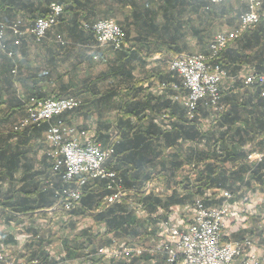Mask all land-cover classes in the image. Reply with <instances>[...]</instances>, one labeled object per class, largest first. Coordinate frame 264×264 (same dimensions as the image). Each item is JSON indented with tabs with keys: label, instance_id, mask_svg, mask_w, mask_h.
Listing matches in <instances>:
<instances>
[{
	"label": "crops",
	"instance_id": "obj_1",
	"mask_svg": "<svg viewBox=\"0 0 264 264\" xmlns=\"http://www.w3.org/2000/svg\"><path fill=\"white\" fill-rule=\"evenodd\" d=\"M260 1L261 10H264V0ZM51 3H58L65 10L57 27V34L60 35L55 36L51 32L48 39L38 43L31 29L38 18L47 14ZM247 10L248 4L236 1L213 5L211 0H0V25L9 27L20 22L26 32L20 45H16V38L7 30L3 44L5 48L0 44V90L3 89V92L0 91V202L21 200L28 192L34 198L45 189L54 191L57 196V189L60 188V177L51 170L47 157L50 150L45 142L48 124L33 127L20 135L11 134L13 127L26 115L24 109L16 107V104L10 105L13 95L26 104L33 89H39L46 96L59 94L62 87H65L66 93L81 90L79 100L84 107L66 114L62 121L64 126L74 129L81 143L90 136L98 137L102 148H111L114 155V149L109 144L118 135L115 126L119 115L118 105L132 100L148 106L143 122L137 124L133 120L136 131L148 130L151 121L158 127V130H154L156 134L160 132L159 129L169 131V116L164 115L163 108L167 101L184 109L180 103L172 101L173 90L160 89L164 83L182 87L183 80L170 71L169 62L175 57L208 55L215 37L223 32L236 31L241 16ZM104 20L114 21L126 33L130 44L127 51L99 49L95 36L84 29L86 24ZM58 38L68 47L60 48ZM127 52L133 53L132 58H124L120 54ZM8 53H12V57ZM218 62L227 74L221 83L222 110L216 113L201 103L197 113L198 122L200 126L208 123L210 127L205 130L206 127L201 126L199 130L202 134L210 133L211 144L219 142L216 144L219 153L225 149L244 152L246 173L231 181L230 189L204 191L193 203L171 207L165 212L167 215L160 216L161 209L149 214L134 203L132 195L128 197L126 202L137 219L151 217L147 230L153 234L140 247L152 249L158 244L160 221L172 220L181 212L183 219L172 221L184 226L192 221L191 208H194L197 200L209 207H219L226 202L221 196L226 191L231 198L228 200L230 212L225 221L224 241L235 242L249 237L256 243L255 250L264 253V178L244 186L264 160L260 163L248 160L250 155L264 152V88L258 84L247 86L244 83L245 76L264 73V20L229 44ZM113 69H118L119 74L112 73ZM132 82L135 85L131 90H126V86ZM6 89L15 92L11 96ZM164 142L165 139H162L159 143L163 145ZM198 147L204 149L205 142L187 143L184 149ZM150 151L153 152V149ZM170 152H162L163 159H168ZM194 164L192 162L185 167L183 172L185 177L192 180L198 177L196 168L200 171L203 167H195ZM230 166L228 163L227 167ZM117 175L123 185L121 177ZM260 175H264V169ZM151 182L155 186V193L143 190L146 196L170 195L160 181ZM188 205L190 208H187ZM184 207L186 212L183 211ZM106 209L102 206L97 212ZM74 219L78 218L67 222L65 231L57 227L59 230L54 242L60 243V251L57 256L53 252L51 254L55 264H167L165 257L152 253L128 260L99 258L96 254L101 248L113 243L132 242L103 233L102 229H106V226L96 224L90 218H83L89 224L91 222L85 228L78 227ZM42 223V220L32 222L17 213L10 218L0 210V250L9 252L17 260L26 259L24 256L34 234L31 229L38 226L43 228ZM90 229L95 235H101L105 244L94 245L88 252L80 253L76 250L80 241L75 243V238ZM65 241L71 242L68 248ZM53 243L49 245V251L54 247Z\"/></svg>",
	"mask_w": 264,
	"mask_h": 264
},
{
	"label": "built area",
	"instance_id": "obj_2",
	"mask_svg": "<svg viewBox=\"0 0 264 264\" xmlns=\"http://www.w3.org/2000/svg\"><path fill=\"white\" fill-rule=\"evenodd\" d=\"M233 1L248 4V10L241 16L240 26L236 31L218 34L210 45L208 55L181 56L168 64L170 71L183 80L182 87L164 83L160 89L174 91L171 99L184 107L188 121L196 120L201 103H205L216 113L221 112V83L227 74L218 62L220 56L229 44L264 20L260 0H211V3L219 5ZM63 13L62 5L52 3L48 15L34 22L31 34L36 42L42 43L47 38L49 32L60 23ZM84 29L94 34L99 49L111 48L124 52L130 48L126 33L114 21L104 20L92 25L86 24ZM7 30L16 38L15 44L20 45L26 32L22 24L17 22L9 27L0 25L2 48H5L3 44ZM58 43L66 44L61 38H58ZM8 55L12 57V53ZM244 83L247 86L258 84L264 88V73L245 76ZM262 95L264 96V92ZM81 104L82 102L74 97L59 100L31 98L26 103V116L14 127V131L19 132L48 124L45 142L50 150L47 157L54 173L62 175V182L69 185L62 192L58 204L47 211L51 217L58 212L70 214L76 210L81 205L84 188L90 181L105 182L110 194L104 198V208L128 200L127 198L132 195L131 191L124 189L117 173L108 168L107 164L113 150L103 149L94 136L81 143L74 129L65 127L59 119L64 114L78 110ZM201 126L207 130L210 124L205 123L204 127L202 123ZM263 159L264 152L254 153L248 157L251 163H260ZM144 190L155 193L153 182L147 183ZM221 196L226 202L219 207H209L201 200H197L194 208H191L193 219L184 226H179L170 219L160 221V238L152 249L131 243H113L109 247L99 249L96 256L115 261L139 258L146 253H152L165 257L167 264H264V253L255 250L256 243L249 237L235 242L224 241L225 221L230 212L228 200L231 195L224 191ZM262 222L264 223V218ZM102 232L105 233L106 229H102ZM0 264L46 263L38 258L17 260L11 257L9 252L0 250Z\"/></svg>",
	"mask_w": 264,
	"mask_h": 264
},
{
	"label": "trees",
	"instance_id": "obj_3",
	"mask_svg": "<svg viewBox=\"0 0 264 264\" xmlns=\"http://www.w3.org/2000/svg\"><path fill=\"white\" fill-rule=\"evenodd\" d=\"M261 11L264 13V10ZM48 12L44 17L48 15ZM58 26L59 24L49 32L48 36L51 32L55 36L60 35L57 34ZM87 32L94 35L90 31ZM58 46L60 48L68 47L66 44H58ZM120 54L124 58H132L131 54L133 53L127 52ZM57 73L58 71H56ZM112 73L115 75L119 74V70L113 69ZM132 85L134 86L135 83H129L126 86V90H131ZM64 90L65 87H62L59 94L53 93L50 96H46L39 89H33L28 97V101L31 98L39 100H59L70 97L81 98L82 92L79 89L68 93ZM0 91L3 92V89ZM6 91L8 93L10 92L11 96L15 92L13 89H6ZM14 96L11 99L12 102L10 105L16 104V107L24 109L26 114V104L20 102ZM145 98H148V96ZM83 104H81L78 110L84 107ZM163 108L165 110L164 115L169 116L168 122L170 129L166 132L159 129L160 132L156 134L154 130H158V127L152 124V121L151 125H149L150 129L148 128L145 131L141 129L143 132L135 130L136 126H134L133 120L137 124H140L146 119L145 112L148 110V106L145 103L141 104L132 100L126 103H120L118 105L119 115H117V120L115 121L118 135L109 144L114 149V155L108 161V168L119 174L124 187L131 191L132 196L135 198L134 203L143 207L149 214H152L157 209H162L167 212L175 205L193 203L204 191L230 189L231 181L240 176L243 177L246 173L244 152L227 149L222 150L221 153L217 152L216 144L219 142L211 144L212 139H210V133L207 135L200 133V123L197 118L195 121H188L186 111L170 101H167ZM64 116L66 114L60 118L61 121H63ZM4 122L9 121L5 120ZM14 127L11 132L14 135H20L22 132H28L33 128L30 127L23 131L15 132ZM162 139H165L163 145L159 143ZM95 140L97 143H100L98 137H95ZM154 141L156 143L153 146ZM201 141L205 142L204 149H199V147L188 150L184 149L187 143ZM150 149H153V152ZM167 151H171L167 155L169 158L163 159L162 152ZM155 161H157V164H155ZM192 162L195 163V167L199 165L203 166L200 171L196 168L198 177L194 180L183 175L184 168L191 165ZM228 163H230V167H227ZM262 169H264V160L251 173L244 186L247 187L254 181H257L258 178H264V175H260ZM51 170H53L52 166ZM57 175L60 177L61 185H59V190L57 189V196H55L54 191L45 189L44 192L38 193L34 198H31L33 195L31 192H28L26 193V197L21 200L6 203L4 201L0 202V210H2L3 215L6 213L7 217L13 218V214L17 213L24 215L32 222L42 220L44 223H42L43 228H39L38 226L36 227L37 229H31V232L34 234L28 245L27 253L24 256L27 260L38 258L46 264H55L49 251V245L54 242L58 235L55 232V228L59 227L60 231H65L67 222H71L72 218H90L96 224H104L107 234H111L113 238L130 240L132 242L131 244L138 246H142L146 239L153 234L147 230V225L151 217L137 219L134 216L133 209L131 210L128 202H126L127 200L119 205L97 212L103 206L104 198L110 194L106 189L105 182L100 180L90 181L86 185L81 205L76 210L70 214L58 212L51 217L47 211L58 204L62 192L69 186L62 182V175ZM151 181H160L170 195L166 197H157L156 195L146 196L143 190L145 185ZM66 218H68L67 221H65ZM102 239L103 237L101 235H95L91 229L90 231H85L83 235L80 234L75 238V243H79L80 241L79 247L76 250L80 253H85L94 245L104 246L105 243ZM65 242L68 248L71 242Z\"/></svg>",
	"mask_w": 264,
	"mask_h": 264
},
{
	"label": "rangeland",
	"instance_id": "obj_4",
	"mask_svg": "<svg viewBox=\"0 0 264 264\" xmlns=\"http://www.w3.org/2000/svg\"><path fill=\"white\" fill-rule=\"evenodd\" d=\"M226 30V29H225ZM176 58V57H175ZM201 127V126H200ZM95 137V136H94ZM264 149V148H263ZM187 208H190L189 207V205H188V207ZM184 210L183 211H185L186 212V207H184L183 208ZM162 210V209H161ZM159 211V215L160 216H162L163 214H165V215H167V213H165V211L164 210H162V211ZM172 212H173V209H172ZM169 216H171V215H169ZM183 219V214H181V212H180V214H178V217L176 216V217H174V219H172L173 221L175 220H177V221H180V220H182ZM74 221L79 225L78 227H87L88 225H90L91 224V222H90V224H89V222H88V220L87 221H85V220H83V219H74ZM58 228H55V232H58ZM57 240V239H56ZM257 240V239H256ZM57 242H54L53 243V245H54V247L52 248V249H50V252L52 253H54V255H58V253H59V249H60V243H57ZM258 243V242H257ZM56 244V245H55Z\"/></svg>",
	"mask_w": 264,
	"mask_h": 264
}]
</instances>
